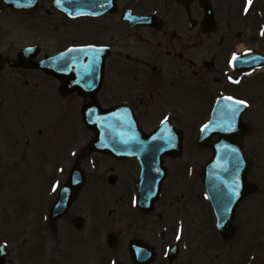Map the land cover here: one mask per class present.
<instances>
[{
    "label": "flooded vegetation",
    "instance_id": "af4514ba",
    "mask_svg": "<svg viewBox=\"0 0 264 264\" xmlns=\"http://www.w3.org/2000/svg\"><path fill=\"white\" fill-rule=\"evenodd\" d=\"M223 97L247 101L242 145L247 187L257 186L237 206L229 240L207 208L210 149L199 144ZM89 106L108 116L123 108L116 117L132 116L145 137L126 136L119 156L94 150L95 133L75 132ZM263 204L264 0H39L35 15L0 10V264H264ZM36 227L33 247L24 231Z\"/></svg>",
    "mask_w": 264,
    "mask_h": 264
},
{
    "label": "water",
    "instance_id": "95a60500",
    "mask_svg": "<svg viewBox=\"0 0 264 264\" xmlns=\"http://www.w3.org/2000/svg\"><path fill=\"white\" fill-rule=\"evenodd\" d=\"M9 4H12L15 8H23L25 7L24 4L18 3L21 0H3ZM232 105H234L232 103ZM220 106V104H219ZM233 107L226 105H222L219 107V111L222 112L217 116L214 115V118L211 124L204 132L203 138L207 137L210 138L214 134H218L221 137V141L217 143L216 150L218 153V157H214V163H210L207 168V186H208V193L210 200L214 206V209L219 217H222L220 212L221 207L219 205V201L230 197L231 192L234 191L237 186L239 190V194L242 191V186L246 182L247 176V166L244 162V158L242 156V150L237 146V143L242 138V132H238L241 127H243V122L241 120V110L236 115H232L231 112L233 111ZM243 110V109H242ZM218 111V112H219ZM216 118V120H215ZM93 127L98 128L99 125L96 123ZM238 147V148H237ZM234 154L233 158L231 154ZM238 154V155H237ZM239 156L238 158H236ZM229 158L238 160L237 164L229 165L226 162H229ZM222 159L225 162H216V160ZM236 177L234 182H227L224 181L226 179H230L231 177ZM225 177V178H224ZM222 181V182H221ZM231 185L229 194H221L220 185L226 186ZM226 192V190H224ZM240 196V195H239ZM226 230L223 228V232Z\"/></svg>",
    "mask_w": 264,
    "mask_h": 264
},
{
    "label": "rangeland",
    "instance_id": "374dc122",
    "mask_svg": "<svg viewBox=\"0 0 264 264\" xmlns=\"http://www.w3.org/2000/svg\"><path fill=\"white\" fill-rule=\"evenodd\" d=\"M199 120V115L198 114H193L192 116H191V119L189 120V126H190V134H194V131L193 130H195L194 128H195V126H197V124H198V121ZM68 122H69V124L71 123V124H76V120H75V118L74 117H71L69 120H68ZM79 128V129H78ZM82 130V127L78 124V127L76 126V130H75V132L79 135L80 134V136H81V133H80V131ZM192 131H193V133H192ZM80 136L78 137V139L80 138ZM75 141V140H74ZM72 141H71V139H69L68 141H66V143L65 144H68V145H65V146H63V150H65V149H69V147L73 144H70ZM210 155H209V153L207 154V160H209V157ZM17 190V189H16ZM15 190V191H16ZM25 195V193H24V191H23V193H21V197H23ZM34 203H29L28 204V206H30V207H32V205H33ZM21 206H23V203H21L20 204ZM21 206H19V209L21 210ZM263 206H264V204H263ZM261 208L260 207H258V206H255L254 207V211H255V214H256V218H259L260 217V215H261ZM16 214H17V212H16ZM19 215V214H18ZM17 217H19V216H14V223L15 222H17L18 220H17ZM30 217H33V215H31ZM11 218H12V216H11ZM30 223H32V222H30ZM34 225H36V223H34ZM37 226V225H36ZM30 231H32V233L30 232ZM24 233H27L26 234V236L25 237H27L28 239H30L31 241H32V246L33 247H37V245L39 246V240H38V237H37V233H38V227H36V229H30L28 232H25L24 231ZM21 234H22V232H21ZM21 234L20 233H18V232H16L15 231V235L16 236H21ZM206 236H209V233H207L206 234ZM22 239V238H21ZM30 256H31V258L32 257H35L36 256V253H31L30 254ZM21 257H22V255H21ZM43 262H44V260H43V258L40 256V258H35L33 261H32V264H43Z\"/></svg>",
    "mask_w": 264,
    "mask_h": 264
},
{
    "label": "snow or ice",
    "instance_id": "6c2138e0",
    "mask_svg": "<svg viewBox=\"0 0 264 264\" xmlns=\"http://www.w3.org/2000/svg\"><path fill=\"white\" fill-rule=\"evenodd\" d=\"M250 3H251V0H249V4H250ZM88 47L93 48V49L96 50V51H103V48L96 49L94 45H89ZM233 59L235 60L236 57L234 56ZM228 99H229V100H232L233 98H232V97H228ZM235 103H236L237 105H245V106H247V101H245V100H236ZM236 111H238V109H237ZM232 195H233V196H238V195H239L238 186H237V188L233 191ZM227 210H228V209H227V207H226V208H225V211H227ZM178 238H179V237H178Z\"/></svg>",
    "mask_w": 264,
    "mask_h": 264
}]
</instances>
